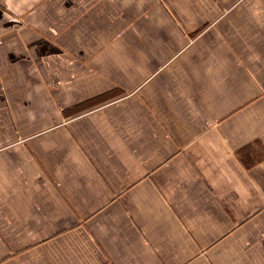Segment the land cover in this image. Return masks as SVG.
I'll return each mask as SVG.
<instances>
[{
    "label": "crops",
    "instance_id": "crops-1",
    "mask_svg": "<svg viewBox=\"0 0 264 264\" xmlns=\"http://www.w3.org/2000/svg\"><path fill=\"white\" fill-rule=\"evenodd\" d=\"M0 264H264V0H0Z\"/></svg>",
    "mask_w": 264,
    "mask_h": 264
}]
</instances>
